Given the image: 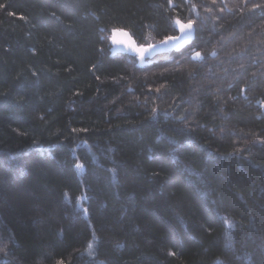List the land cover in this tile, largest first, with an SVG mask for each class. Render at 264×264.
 Wrapping results in <instances>:
<instances>
[{
    "label": "trees",
    "instance_id": "16d2710c",
    "mask_svg": "<svg viewBox=\"0 0 264 264\" xmlns=\"http://www.w3.org/2000/svg\"><path fill=\"white\" fill-rule=\"evenodd\" d=\"M0 5V264H264V0Z\"/></svg>",
    "mask_w": 264,
    "mask_h": 264
},
{
    "label": "water",
    "instance_id": "95a60500",
    "mask_svg": "<svg viewBox=\"0 0 264 264\" xmlns=\"http://www.w3.org/2000/svg\"><path fill=\"white\" fill-rule=\"evenodd\" d=\"M186 23H188V21L185 22V24ZM193 32H194L193 24L191 29L186 30L185 33H181L178 27L177 33L168 37H179V39L166 41L167 38L166 37L162 39V41H166L165 43H161L162 41L154 42L149 44L152 46L149 47V45H143V44L137 45L133 37L130 36L126 30L117 29V30H113V32L111 33L110 49L111 52L118 50H126L128 53L136 54L137 57L139 58V62H142L145 58L151 57L152 55H155L157 53H162V51L182 48L183 46H185L186 43H188L191 40L192 36L194 35ZM125 33L127 35H124ZM133 45L135 46V48H139L143 46L145 49H147V51L144 52L143 55L141 56V54H139L137 51L134 50ZM262 108L264 109V105H262Z\"/></svg>",
    "mask_w": 264,
    "mask_h": 264
},
{
    "label": "snow or ice",
    "instance_id": "6c2138e0",
    "mask_svg": "<svg viewBox=\"0 0 264 264\" xmlns=\"http://www.w3.org/2000/svg\"><path fill=\"white\" fill-rule=\"evenodd\" d=\"M0 7H3V5H0ZM11 14V13H10ZM177 26L179 27L181 33H185L186 30H190L192 27V21L189 20L188 23H181L179 20L176 21ZM124 35H127L126 33ZM179 39V37H167V40H176ZM166 41H162L161 43H165ZM134 50L137 51L139 54H141V56L143 55L144 52L147 51V49H145L143 46L139 47V48H135V46L133 45ZM149 47H152L151 45H149ZM200 54L196 53V56L198 57ZM77 167H80V165L78 164ZM89 247H91V245H89Z\"/></svg>",
    "mask_w": 264,
    "mask_h": 264
},
{
    "label": "bare ground",
    "instance_id": "6f19581e",
    "mask_svg": "<svg viewBox=\"0 0 264 264\" xmlns=\"http://www.w3.org/2000/svg\"><path fill=\"white\" fill-rule=\"evenodd\" d=\"M187 21H189V20H183V21H180V22H182V23H185V22H187ZM177 28H178V26H177ZM117 29H123V28H117ZM117 29H113V30H117ZM113 30L111 31V33L113 32ZM123 30H126V29H123ZM127 31V30H126ZM128 33H129V31H127ZM111 33H110V35H109V44H110V36H111ZM129 35H130V33H129ZM131 36V35H130ZM133 37V36H132ZM134 39V38H133ZM135 41V40H134ZM135 43H136V41H135ZM137 44V43H136ZM138 45V44H137ZM121 51H126V50H121ZM130 54H132V53H130ZM137 59H138V63L139 64H141V63H143L147 58H145L142 62H139V58L137 57V55L136 54H133Z\"/></svg>",
    "mask_w": 264,
    "mask_h": 264
},
{
    "label": "rangeland",
    "instance_id": "374dc122",
    "mask_svg": "<svg viewBox=\"0 0 264 264\" xmlns=\"http://www.w3.org/2000/svg\"><path fill=\"white\" fill-rule=\"evenodd\" d=\"M193 24V23H192ZM168 37V36H167ZM166 38V37H165ZM164 39V38H163ZM160 41H162V40H160ZM160 41H157V42H160ZM152 43H154V42H152ZM151 44V43H150ZM144 45H149V44H144ZM111 50V49H110ZM114 52H117V51H114ZM113 52V53H114ZM153 56V55H152ZM149 58V57H148Z\"/></svg>",
    "mask_w": 264,
    "mask_h": 264
}]
</instances>
